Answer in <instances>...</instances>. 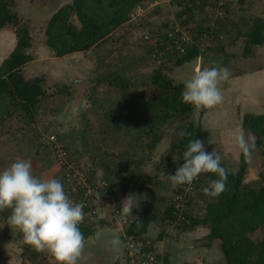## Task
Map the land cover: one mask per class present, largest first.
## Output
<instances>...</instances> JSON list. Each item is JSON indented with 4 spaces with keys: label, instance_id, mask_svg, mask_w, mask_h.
Here are the masks:
<instances>
[{
    "label": "rangeland",
    "instance_id": "obj_1",
    "mask_svg": "<svg viewBox=\"0 0 264 264\" xmlns=\"http://www.w3.org/2000/svg\"><path fill=\"white\" fill-rule=\"evenodd\" d=\"M203 1L197 0L198 3ZM205 1L208 6L204 10L195 5V0L147 1L138 6L142 8L140 11L132 12L135 17L130 16L127 23L99 44L87 51L62 57L55 56L46 45L45 30L53 13L72 0H57V3L55 0L14 1L13 10L19 14L21 23L29 25L33 38V45L28 51L34 60L23 67V74L27 78L42 76L47 95L38 104L34 121H28L16 112L4 123L0 132V171L18 159L29 160L34 177L59 179L64 185L68 166L62 164L56 155V145H61L67 150L68 160L75 164L77 173L97 184L96 194L88 197L97 214L86 220L95 234L84 239L77 264H127L125 248L131 235L126 230L145 211L152 212L156 217L150 224V232L142 238L155 243L160 263L165 264L167 258L172 264L170 257L175 258L176 264L184 262L192 257L186 254L191 248L201 253L199 260L190 259L194 260L192 263H226L220 250L221 241L207 238L205 232L210 231L208 226L198 225L187 230L185 226L169 224L166 210L175 203L177 190L181 187H173L169 177L184 162L180 144L191 121L196 127H201L204 137H207L209 145L208 149L205 145L206 151L215 149L219 152L222 165L229 171L239 170L242 150L237 145L226 147L220 143L218 128H211L215 134L208 137L204 131L208 108L194 106L190 118L181 117L159 124L153 132L143 125L144 117L150 116L145 110L133 112L132 121L122 124L110 116L121 106L145 104L154 99L159 90L152 83V78L159 69L176 84H184L191 78L197 58L178 65L176 52L166 51L159 55L160 48L168 43L167 32L172 20L191 30L195 44L204 52L205 67H219L223 58H227L225 67L229 69L230 76H235L240 70L249 71L255 65L264 63V43L254 45V55H248L247 59L244 57L243 39L233 43L232 32L221 38L217 30L220 26L224 28L223 33L224 30L234 31L231 17L239 16V11L252 8L253 18L261 17L264 1L255 3L251 8L244 6V0ZM73 20L81 27L77 17L74 16ZM236 24L247 29L250 25L242 17ZM145 34H150V39H146ZM16 43L14 28L0 31V65L14 50ZM221 48L224 51L219 53ZM117 78L130 85L113 84ZM224 96L228 97L227 94ZM227 99L231 102L233 96ZM262 99L264 102V94ZM238 105L236 113H241L243 118L251 114L244 103L238 102ZM135 120H142V123L137 125ZM250 133L246 130L245 139L252 144L256 137H251ZM53 136L57 138L54 142ZM156 136L159 139L154 143ZM249 167L256 175V179L249 184L260 185L259 173L264 172L263 147L256 148L250 155ZM106 182L112 186L105 187ZM209 182L207 173H204L194 190L189 208H186L190 217H204L208 204L216 199L202 191ZM72 185L77 187L78 180ZM125 206L131 211L124 213ZM11 211L10 208L0 210L1 256L7 250L6 254L10 251L15 258L16 255H24V264H37L38 257L41 258L40 264H58L47 250L40 253L26 244L20 229L8 224ZM201 228L208 229L204 231ZM189 231L194 233L192 239L186 235ZM252 237L260 240L263 230H257ZM14 239L21 242L17 243Z\"/></svg>",
    "mask_w": 264,
    "mask_h": 264
},
{
    "label": "trees",
    "instance_id": "obj_2",
    "mask_svg": "<svg viewBox=\"0 0 264 264\" xmlns=\"http://www.w3.org/2000/svg\"><path fill=\"white\" fill-rule=\"evenodd\" d=\"M14 1L0 0V31L12 27L17 39L14 50L0 65V132L4 123L16 112L26 120L34 121L38 104L47 95L45 79L42 76L27 78L23 74V67L34 60V56L28 51L33 45V38L29 25L26 22L21 23L19 14L13 10ZM147 1L155 0H72L71 3L55 11L48 20L45 30L46 45L57 57L87 51L105 40L115 29L127 23L131 13ZM203 2H199V5L195 0L194 3L202 9ZM74 16L79 19L81 27L74 22ZM247 37L246 54L252 51L254 45L264 43L262 17L255 19ZM165 48L166 46L163 45L161 49L165 51ZM175 52L179 57L178 65L195 60L203 54L198 44L188 48L186 53L182 54L177 50ZM112 83L125 87L130 85L121 78H117ZM152 83L159 90L154 99L145 104L129 103L121 106L113 110L110 116L122 124L132 121L133 112L145 110L150 116L144 117L143 125L149 128L150 132H153L159 124L181 117H191L194 106L183 103L181 99L184 84H176L161 69L153 75ZM134 123L139 125L142 120H135ZM243 125L256 137L251 154L258 147H263L264 151V113L246 114ZM158 139L159 137L156 136L154 143ZM194 139L203 141L208 149L209 142L207 137H204L202 128L196 127L191 121L190 126L186 128L180 148L185 151L189 140ZM249 157L242 154L237 172H231L222 165L228 173L226 191L208 204L204 217L189 216L186 208H189L191 199L184 210L177 208L175 203L166 210L171 226H185L187 230L198 225L208 226L210 233L207 238L210 241L215 239L221 241L220 250L224 253L225 264H264V172L259 173L258 179L262 180L260 185H250L249 183L256 179V175L254 169L249 167ZM203 175L204 173L199 175L196 188ZM207 178L210 181L218 179L214 173H207ZM111 186L112 184L107 185V187ZM155 217L152 212L145 211L130 224L126 230L127 234L137 238L148 234L150 224ZM83 226L84 224H81L80 227ZM259 229L263 230V237L256 240L252 234ZM93 234H95L94 229L89 227L84 229V238ZM165 264H170L167 258Z\"/></svg>",
    "mask_w": 264,
    "mask_h": 264
},
{
    "label": "clouds",
    "instance_id": "obj_3",
    "mask_svg": "<svg viewBox=\"0 0 264 264\" xmlns=\"http://www.w3.org/2000/svg\"><path fill=\"white\" fill-rule=\"evenodd\" d=\"M230 75L226 67L203 66V57H198L191 78L184 82L182 102L196 108L220 104L223 96L219 85ZM236 143L245 157L250 156L254 143L250 144L243 133L236 137ZM182 159L183 164L169 177L173 187L190 185L201 173H214L218 179L202 191L210 198L226 191L228 173L215 149L207 152L203 141L189 140ZM31 169V161L18 159L0 171V210H12L8 224L20 229L26 244L38 252L47 250L58 264H77L84 245L79 228L85 217L84 205L70 200L59 179L41 180ZM130 211L123 208L124 213Z\"/></svg>",
    "mask_w": 264,
    "mask_h": 264
},
{
    "label": "crops",
    "instance_id": "obj_4",
    "mask_svg": "<svg viewBox=\"0 0 264 264\" xmlns=\"http://www.w3.org/2000/svg\"><path fill=\"white\" fill-rule=\"evenodd\" d=\"M245 1L246 3H244V6L251 8L255 3L261 4L263 3L264 0H244V2ZM206 3L207 2L204 0V5L202 6L203 7L202 10H204L205 6L206 7L208 6V4ZM252 11H253L252 8L246 11L245 10L241 12L239 11V16H237L236 14L231 17V20L233 23L232 25H234V31H232L231 29L228 31L224 30L225 33H223L222 29L224 28H221L220 26L219 28H217L218 33L220 31L219 37L221 35V38L223 36L228 35L230 32H232L233 43L238 42L240 39H243L242 43L244 46V57H246L247 59H249V57L247 56L253 53V48H252V51H250L248 54L245 53V47H246V42L248 38L247 34L252 30L254 26L253 22L256 19V18H253L255 15L253 16ZM259 16L264 17V14L261 13ZM241 17L245 19V21L247 22L249 21L250 23L249 29L242 27V25L240 24H236L237 21L241 19ZM218 41H220V39H218ZM260 45L261 44H259V46ZM221 50L222 51H220L219 53L224 51L223 48H221ZM202 55L203 57H205L204 52ZM253 55L254 53L252 54V56ZM227 61H228L227 58H223V64L220 65L219 67H225V65L228 63ZM219 87H220V90L223 96V100L220 104L212 108H208V113L206 115L208 121L207 123H205L207 127L204 128L205 129L204 131H206V133L208 134V137H210L212 134H215L214 132H212L213 130H211V128L213 129L218 128V130H220V133H218L220 136L219 138L221 139L220 143H223L226 147L236 146L237 145L236 137L241 133H243L245 137V132H246V129L244 128V125H243V122H244L243 115H241V113H236V111L239 109L238 102H242V104L244 103L245 105L244 107L246 109H249L247 110V112L251 114L264 113V102L262 101L263 100L262 97L264 94V63L255 65L254 67L250 68L249 71H244V72H242L241 70L238 71V73H236L235 76H230L227 81H222ZM231 87H233V89ZM236 90L238 91L235 93ZM226 94L228 95V97L233 96V99H231V102H229L230 100L227 99L228 97L224 96ZM250 134H251V137L254 136L252 133ZM88 227L92 228L90 225H88V222H86V224H84V226L81 227L80 231L83 233L84 229ZM201 229H203L204 231H207L206 229L208 228H201ZM205 233L206 235H208L210 231L205 232ZM186 235L191 239L195 237L194 233H191V231L186 233ZM91 236L84 238V239H88ZM20 240L14 239V241L17 243H20L21 242ZM9 241H13V239L12 240L10 239ZM11 247H12V244H11ZM6 251L7 250H5L4 256H1V248H0V264H24V255L23 257L22 255L21 256L16 255V258H15L14 255H12L10 251H8L7 254H6ZM188 251L189 252L186 254L192 255V257L189 256L187 260L185 259V255H183L185 259L184 262H179L178 264L192 263L194 260H190V259H193V258L199 260L201 253L197 252V250L192 249V248L191 250H188ZM204 257L205 255L202 257V259ZM170 258H172V264H176L175 258L173 257H170ZM40 259H41L40 257L37 258V260H39V261L36 260L37 264L41 263Z\"/></svg>",
    "mask_w": 264,
    "mask_h": 264
},
{
    "label": "built area",
    "instance_id": "obj_5",
    "mask_svg": "<svg viewBox=\"0 0 264 264\" xmlns=\"http://www.w3.org/2000/svg\"><path fill=\"white\" fill-rule=\"evenodd\" d=\"M141 9V7H138L135 11H140ZM131 16L135 17L134 13H132ZM169 28V32H167L168 43L165 45V51L160 48V56L166 51L174 52L175 50L183 54L187 52L188 48L194 46V35L189 28L178 24L174 20L171 21ZM144 37L146 39H150L151 35L145 34ZM56 139L57 138H55V136L52 137L53 142ZM56 149L57 159H59L62 164L68 166V173L65 178V184H67L63 185L65 193L74 203H83L85 217L81 224H84L87 218H90L89 216L97 214L96 209L92 206L93 204L91 200L88 198L96 194L98 189L97 184L77 173L76 168H74L75 164L68 160L69 154L65 148L61 147V145H56ZM198 179L199 176L190 185H181V187L177 190L175 205L180 210H184L186 204L192 198ZM76 180H78L77 187L72 185V182ZM105 185V187H107L108 183L106 182ZM81 224H79V227ZM125 249L127 264H162L160 263L155 243H153L150 239L130 236L127 238Z\"/></svg>",
    "mask_w": 264,
    "mask_h": 264
},
{
    "label": "water",
    "instance_id": "obj_6",
    "mask_svg": "<svg viewBox=\"0 0 264 264\" xmlns=\"http://www.w3.org/2000/svg\"><path fill=\"white\" fill-rule=\"evenodd\" d=\"M198 57H203V55H202V54H200ZM198 57H197V58H198ZM194 68H195V67H194ZM193 70H194V69H193Z\"/></svg>",
    "mask_w": 264,
    "mask_h": 264
}]
</instances>
